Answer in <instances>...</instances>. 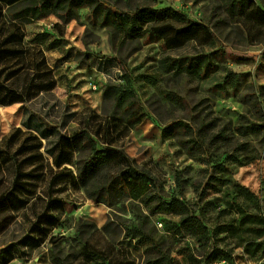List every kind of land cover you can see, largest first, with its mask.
<instances>
[{"label": "rangeland", "instance_id": "1", "mask_svg": "<svg viewBox=\"0 0 264 264\" xmlns=\"http://www.w3.org/2000/svg\"><path fill=\"white\" fill-rule=\"evenodd\" d=\"M103 1L117 12L178 10L214 37L201 33L179 48L149 33L114 38L90 22L88 7L67 25L56 15L14 21L24 29L23 46L44 52L57 87L25 106H0V142L22 128L27 106L63 133L80 130L89 116L104 122L115 106L104 91L129 77L142 123L125 131L122 122L112 144L152 185L126 179V191L99 193L116 160L87 187L49 175L39 193L56 199L49 209L42 197L0 215V264H56V257L94 264L88 249L105 252L112 264H264V0H248L236 15L231 0ZM175 122L190 129L166 131ZM10 164L2 166L3 183L14 180ZM64 167L77 175L76 166ZM174 200L187 209H167Z\"/></svg>", "mask_w": 264, "mask_h": 264}, {"label": "trees", "instance_id": "2", "mask_svg": "<svg viewBox=\"0 0 264 264\" xmlns=\"http://www.w3.org/2000/svg\"><path fill=\"white\" fill-rule=\"evenodd\" d=\"M247 2L231 0L230 13L242 14ZM85 7L90 9V22L108 27L114 38L121 36L132 39L149 33L163 39L167 47L179 48L195 41L201 33L214 37L206 25L190 22L184 13L170 8L144 6L117 12L109 9L103 0H0V106H25L57 87L44 52L23 46L24 29L14 21L39 20L56 15L67 25L77 19L80 9ZM57 27L60 26L57 24ZM107 61L101 59V65H107ZM102 67H99V72L105 73ZM125 80V84H110L105 88V97L112 99L115 105L105 121L95 124L96 118L89 116L82 121L83 127L71 134L63 133L26 107L22 128L14 130L0 142V173H3L2 166L11 162L6 171L12 169L14 175L12 182L3 183L0 180V215L23 209L42 197L47 200L49 209L56 199L52 194H39L41 184L46 182L49 175L53 177L52 182L67 176L70 182L87 187L101 167L113 160L118 162L119 168L110 174L111 178L106 184L99 187V193L108 194L112 189L126 191V179L136 181L140 186L152 183V179L136 167L124 150L112 144L111 137L119 133L122 122L128 123L123 128L125 131L142 123V115L134 112L136 92L130 78L126 77ZM175 129L187 131L190 126L175 122L166 131ZM101 142L103 147L100 149ZM64 166H76L77 175ZM56 169L61 171L55 174ZM240 191L241 195L256 199L248 190L241 188ZM167 207L175 213L187 209L179 200H174ZM43 217L51 226L56 224L55 216L43 213ZM88 256L94 264H112L103 251L88 249ZM55 261L56 264H66L59 257ZM148 264H156V261Z\"/></svg>", "mask_w": 264, "mask_h": 264}, {"label": "built area", "instance_id": "3", "mask_svg": "<svg viewBox=\"0 0 264 264\" xmlns=\"http://www.w3.org/2000/svg\"><path fill=\"white\" fill-rule=\"evenodd\" d=\"M100 73H101V72H100ZM102 74L105 75V73H102ZM105 87H106V86H105ZM99 88H100V86H99L98 84H96V83L92 84V89H93L94 91H98Z\"/></svg>", "mask_w": 264, "mask_h": 264}]
</instances>
